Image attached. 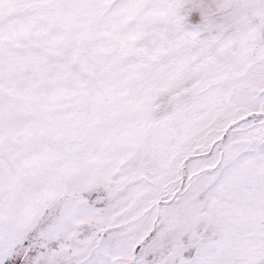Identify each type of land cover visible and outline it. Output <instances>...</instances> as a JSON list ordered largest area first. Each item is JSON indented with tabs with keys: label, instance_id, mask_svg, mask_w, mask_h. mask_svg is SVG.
Listing matches in <instances>:
<instances>
[{
	"label": "snow or ice",
	"instance_id": "obj_1",
	"mask_svg": "<svg viewBox=\"0 0 264 264\" xmlns=\"http://www.w3.org/2000/svg\"><path fill=\"white\" fill-rule=\"evenodd\" d=\"M0 264H264V0H0Z\"/></svg>",
	"mask_w": 264,
	"mask_h": 264
}]
</instances>
